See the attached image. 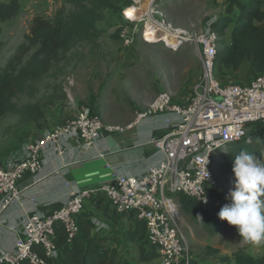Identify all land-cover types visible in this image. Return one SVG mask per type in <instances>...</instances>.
<instances>
[{"label":"built area","instance_id":"2783aa9c","mask_svg":"<svg viewBox=\"0 0 264 264\" xmlns=\"http://www.w3.org/2000/svg\"><path fill=\"white\" fill-rule=\"evenodd\" d=\"M150 14L139 37L162 46L170 44L164 41L167 36L173 38L171 42L192 45L200 59L201 77L192 86L191 95L184 104H173L172 95L162 91L144 111L136 114L137 121L157 114L174 116L170 132L160 139L149 140L162 154V160L139 177L123 175L113 166L105 165L109 179L100 191L118 216L144 222L146 248L156 247L160 264H191L179 226L177 197L192 198L202 206L210 202L208 191L217 186L213 170L215 155L228 144L248 138L251 133L248 125L264 123V72L242 84L220 81L215 65L220 37L210 27L214 20L206 30L189 32L172 29L163 20L154 19L153 15L163 17L159 9ZM147 28H153L155 35L143 39ZM121 37L126 46H131L136 36ZM169 123H172L171 118H166V124ZM122 130L118 126L104 125L95 108L82 106L36 141L22 145L0 165V222L9 207L21 203L23 195L19 182L26 174L35 176L38 173L41 154L49 148L57 156L63 154L61 137H76L88 150L96 146L103 133L109 135ZM93 193L95 191L69 190L61 207L48 216L37 211L24 212L21 236L15 239L12 251L0 250V264L21 261L46 264L45 259L56 258L55 223L63 226L69 241L78 233L77 219L84 210L85 199ZM203 196L207 203L203 202ZM30 202L34 203L32 199ZM101 226L94 221L92 230L100 231ZM34 247H39L44 257H40Z\"/></svg>","mask_w":264,"mask_h":264},{"label":"rangeland","instance_id":"374dc122","mask_svg":"<svg viewBox=\"0 0 264 264\" xmlns=\"http://www.w3.org/2000/svg\"><path fill=\"white\" fill-rule=\"evenodd\" d=\"M69 1L19 0L20 14L11 21L0 22V70L13 56L17 47L25 42L24 37L28 34L33 19L42 17L53 20L60 11L68 14L73 9ZM224 2L225 0H134L130 7L136 6L139 11L133 17L126 16L125 12L128 8L118 14L106 13L105 21L98 25L103 33L88 42L78 44L67 54V60L64 63H61L48 78L34 86L35 95L33 98L20 96L15 100L19 106L36 105L41 111V118L25 125L18 124V117L12 114L5 115L0 119V165L26 142L36 141L45 132L72 117L82 106H97L96 113L102 120L101 109L107 106V103L105 104L107 102L106 93L114 84V75L118 70L122 74L123 70H128L126 76L121 78L122 85H130L127 90L121 89V94L126 99L132 98L133 88L131 87L143 83V78L150 77V82L155 81L157 75L143 74L138 56L131 55L129 49L140 39L141 30L145 28L144 23L150 20L152 10H161L163 17L153 15V18L163 20L172 29L197 32L206 30L211 20H216L225 14ZM121 35L136 37L131 46H126ZM222 40L220 48L223 44H228V32L224 34ZM169 43L166 46L151 43V46L142 47L138 42L136 46H138L141 58H145L158 69L164 67L171 71L173 68H170V65L178 63L181 57L182 69L188 62L195 65V55L198 54L192 45L183 42ZM191 68L188 78L195 80L196 83L201 77V72L198 74L197 69ZM216 71L217 77L226 83L242 84L253 78L247 66L238 71L217 67ZM183 74H185L184 69L182 70ZM185 81L187 79L184 81L182 79L183 84ZM162 91L170 93L173 97V92L170 91L168 84H163L155 94ZM191 92L192 86L186 90L182 85V95L188 98ZM248 129L251 132L249 140H253L252 143L258 146L264 155V139L252 136V133H260L264 130V123L250 124ZM219 157V154L214 157L213 170L217 182L215 189L226 195L232 187L233 176L220 170L217 164ZM176 201L180 211V230L185 237L188 253L197 264H199L197 258L201 260V264H234L233 261H224V259L237 249H243L253 255L264 253V242L259 245L243 243L232 227L215 236H209L201 227L192 222L190 216L183 214L180 198H177ZM84 202V210L93 205L90 200ZM104 206L103 204L102 207ZM107 210L110 218L114 219L117 216L112 208L108 207ZM101 225L98 236L107 235L109 226L103 223ZM132 227L131 224L124 223V228H126L123 236L125 246L119 248V253L132 261H137V244L130 242L127 238V231ZM142 264H160V259Z\"/></svg>","mask_w":264,"mask_h":264},{"label":"trees","instance_id":"16d2710c","mask_svg":"<svg viewBox=\"0 0 264 264\" xmlns=\"http://www.w3.org/2000/svg\"><path fill=\"white\" fill-rule=\"evenodd\" d=\"M73 9L68 14L60 11L53 20L35 17L24 43L19 45L11 58L0 70V119L12 114L18 117V124L35 122L42 116L36 105L19 106L15 100L20 96L33 98L34 86L48 78L78 44L96 38L103 30L98 26L105 21L106 13L118 14L129 8L133 0H70ZM225 14L214 20L210 27L222 38L229 33L228 44H223L215 59L218 68H231L238 71L247 66L255 77L264 72V0H225ZM21 12L19 0H0V22L13 20ZM1 48V43H0ZM217 73V71H216ZM220 80V79H219ZM221 81V80H220ZM223 82V81H222ZM257 139H264V132L252 133ZM249 138L228 144L219 152L217 164L221 171L233 176L232 166L235 154L241 150L254 154L264 160L258 146ZM215 161V160H214ZM213 161V162H214ZM102 195V196H100ZM210 202L202 206L198 201L179 195L182 212L190 216L192 222L201 227L209 236H215L230 228L226 221L218 219L217 213L226 203L220 191H208ZM104 195L97 193L96 207L106 216L109 203L104 207ZM201 217V221L197 218ZM127 231L130 242L137 244L138 260L132 261L120 255L117 248L108 242L102 244L92 234L89 223L79 216L78 233L68 241L63 226L54 225V244L56 258L45 259L46 264H140L159 258L156 247L146 248V229L143 221L134 220ZM33 250L44 257L39 247ZM234 264H264V253L251 255L237 249L224 261ZM19 264H30L21 261ZM191 264H197L191 258Z\"/></svg>","mask_w":264,"mask_h":264},{"label":"crops","instance_id":"0c3cea01","mask_svg":"<svg viewBox=\"0 0 264 264\" xmlns=\"http://www.w3.org/2000/svg\"><path fill=\"white\" fill-rule=\"evenodd\" d=\"M138 42L142 47L152 45L140 38L129 47L131 55L138 56L143 74L150 73L149 76L156 74L157 78L155 77L154 82H150V77L143 78V83L131 87L133 88L132 98L126 99L122 96L121 89L127 90L130 85H122L121 78L126 76L128 70H123V74L118 70L114 75V84L106 93L107 102L105 104L107 103V106L101 109L104 125L118 126L123 130L109 135L103 133L102 139L96 146L88 150L83 148L81 141L76 137L64 136L60 139L63 149L61 156L55 155L51 148L42 153L41 167L36 177L26 174L19 182L23 195L21 203L9 207L1 217L0 250H13L15 239L21 236V221L24 212L37 211L43 216H48L61 207L62 200L69 190L95 191L85 199V201L90 200L93 205L86 207L80 216L89 223L91 229L94 221L109 226L108 234L103 233V236H98L99 230H92V234L100 243L110 242L118 251L119 248L124 247L123 236L126 229L124 223L127 222L133 226L134 219L118 215L114 219L110 218L95 205L97 193L101 192V187L109 179V170L105 165H111L121 174L133 177H139L150 167L157 165L162 160V154L149 140L160 139L170 132L174 127V116L157 114L137 121L136 114L147 108L163 84H168L170 91L173 92V104H184L186 96L182 95V85L187 90L195 84V80L188 78L191 67L197 69L198 74L201 72L198 55H195V65L188 62L183 68L185 70L183 75L182 57L178 63L171 64L173 67L170 65V68H173L171 71L164 67L158 69L145 58H141L138 46H136ZM182 79L183 81L187 79V81L183 84ZM96 107L92 106L97 109ZM166 118H171L172 123L166 124ZM65 183L69 185L66 186ZM101 193L104 195L103 192ZM31 199L33 204L30 202ZM105 199L104 195V205L106 204ZM115 237H118L120 242ZM196 260L201 264L200 259Z\"/></svg>","mask_w":264,"mask_h":264},{"label":"clouds","instance_id":"9594fccd","mask_svg":"<svg viewBox=\"0 0 264 264\" xmlns=\"http://www.w3.org/2000/svg\"><path fill=\"white\" fill-rule=\"evenodd\" d=\"M232 173L233 184L218 219L234 228L243 243L259 245L264 242V160L241 150L235 154ZM202 200L207 203L204 196Z\"/></svg>","mask_w":264,"mask_h":264},{"label":"bare ground","instance_id":"6f19581e","mask_svg":"<svg viewBox=\"0 0 264 264\" xmlns=\"http://www.w3.org/2000/svg\"><path fill=\"white\" fill-rule=\"evenodd\" d=\"M138 11H139V8H136L135 6H133V7L128 8V10L126 11V14L131 17L133 15H136ZM154 35H155V31H153V28H147L145 30V34L143 35V39H149L153 37ZM164 41L171 42L173 41V38L167 36Z\"/></svg>","mask_w":264,"mask_h":264}]
</instances>
